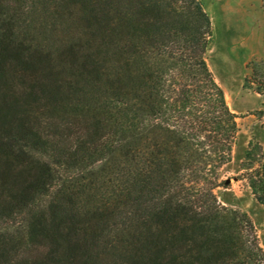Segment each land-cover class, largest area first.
<instances>
[{"label": "trees", "instance_id": "obj_1", "mask_svg": "<svg viewBox=\"0 0 264 264\" xmlns=\"http://www.w3.org/2000/svg\"><path fill=\"white\" fill-rule=\"evenodd\" d=\"M211 41L202 0H0V264H264Z\"/></svg>", "mask_w": 264, "mask_h": 264}, {"label": "rangeland", "instance_id": "obj_2", "mask_svg": "<svg viewBox=\"0 0 264 264\" xmlns=\"http://www.w3.org/2000/svg\"><path fill=\"white\" fill-rule=\"evenodd\" d=\"M202 2L212 22V41L207 52L209 65L227 93L230 108L239 110L237 144L222 177L231 179V187H219L216 193L224 204L251 216L264 248V205L254 197L250 186L262 161H255L252 169L243 168L247 164L244 158L248 148L254 151L258 144L264 148V91L260 94L245 85L246 77L254 74V67L260 79L264 78V0Z\"/></svg>", "mask_w": 264, "mask_h": 264}, {"label": "crops", "instance_id": "obj_3", "mask_svg": "<svg viewBox=\"0 0 264 264\" xmlns=\"http://www.w3.org/2000/svg\"><path fill=\"white\" fill-rule=\"evenodd\" d=\"M243 85H244V84H241V86H243ZM225 92H226V91H225ZM257 96L260 97L258 93H257ZM226 97H228V96H227V93H226ZM232 110H233L234 112H236V113L239 111V110H237V109H235V108L232 109Z\"/></svg>", "mask_w": 264, "mask_h": 264}, {"label": "water", "instance_id": "obj_4", "mask_svg": "<svg viewBox=\"0 0 264 264\" xmlns=\"http://www.w3.org/2000/svg\"><path fill=\"white\" fill-rule=\"evenodd\" d=\"M231 181V179H228L227 182L229 183Z\"/></svg>", "mask_w": 264, "mask_h": 264}]
</instances>
